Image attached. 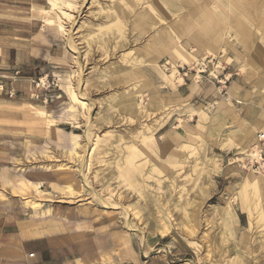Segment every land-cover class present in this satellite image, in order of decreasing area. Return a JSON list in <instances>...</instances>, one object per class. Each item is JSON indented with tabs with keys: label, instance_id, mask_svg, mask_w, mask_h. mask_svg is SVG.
<instances>
[{
	"label": "rangeland",
	"instance_id": "1",
	"mask_svg": "<svg viewBox=\"0 0 264 264\" xmlns=\"http://www.w3.org/2000/svg\"><path fill=\"white\" fill-rule=\"evenodd\" d=\"M159 1L76 0L74 9L52 7L49 0L26 5L45 26L50 58L17 93L10 90L11 98L24 100L16 110L22 121L0 137V188L7 192L22 182L27 189L21 195L29 199L108 211L143 241L166 235L163 242L181 252L173 263L264 264V223L253 205L264 206V192L241 190L244 178L258 175L240 166L236 148L225 151L222 138H207L200 127L207 121L203 114L215 115L222 106L198 101L190 107L160 76L158 70L171 75V63L151 41L166 47L185 8L169 10ZM61 8L72 17L58 19ZM157 51L158 70L150 64ZM177 69L180 78L193 81L192 68ZM136 142L142 155L133 165L140 171L125 162ZM66 184L74 192L70 201L61 194ZM161 225L169 229L165 235Z\"/></svg>",
	"mask_w": 264,
	"mask_h": 264
},
{
	"label": "crops",
	"instance_id": "2",
	"mask_svg": "<svg viewBox=\"0 0 264 264\" xmlns=\"http://www.w3.org/2000/svg\"><path fill=\"white\" fill-rule=\"evenodd\" d=\"M30 1L0 0V137L22 121L16 110L24 100L10 95L43 71L50 58L45 26L31 16L26 7ZM228 1L217 5L212 0L192 1L184 7L175 38L169 36L166 47L157 46V39L151 41L168 58L166 52L172 49L183 51L192 59L183 64L189 68H196L204 57L217 60L219 68L209 71L226 82L225 96L223 87L207 74L199 84L181 78L183 82L174 87L190 107L198 101L222 106L215 115L203 114L207 121L200 127L207 138H222L219 143L225 151L235 149L239 138L252 143L256 133L264 132V0H250L246 7ZM11 193L0 191V264H186L180 258L172 262V256L181 252L172 242H163L166 235L143 241L108 211Z\"/></svg>",
	"mask_w": 264,
	"mask_h": 264
},
{
	"label": "bare ground",
	"instance_id": "3",
	"mask_svg": "<svg viewBox=\"0 0 264 264\" xmlns=\"http://www.w3.org/2000/svg\"><path fill=\"white\" fill-rule=\"evenodd\" d=\"M113 1V0H112ZM114 1H116V0H114ZM121 0H119V2H120ZM155 1V0H154ZM193 1H197V0H193ZM213 1V3H217L218 4V2H220V1H222V0H212ZM250 0H229L228 2H229V4L230 5H237V4H239V5H243V6H247L249 3ZM252 1V0H251ZM160 3H161V5H165V7L167 8V9H169V10H176V8H180L181 6H184V7H186L187 5H189L191 2H192V0H178V2H176L175 0H160L159 1ZM158 2V3H159ZM194 3V2H193ZM49 4L52 6V7H58V6H63V7H67V8H69V9H74V7H75V5L77 4L76 3V0H49ZM113 4V3H112ZM115 4V3H114ZM216 4V5H217ZM215 5V6H216ZM130 6V5H129ZM140 6V5H139ZM210 6V5H209ZM111 8V7H110ZM131 8V7H130ZM216 8V7H215ZM220 8V7H219ZM157 9V8H156ZM113 11H114V9H113ZM112 11V12H113ZM146 11V10H145ZM60 12H61V16L59 15L58 16V19L59 18H66V19H70L71 17H72V15H71V13L70 12H68V11H66V10H64V9H60ZM121 13V12H120ZM134 13V12H133ZM213 16V15H212ZM141 17L142 16H140V19H141ZM149 17V16H148ZM164 17V16H163ZM143 18V17H142ZM145 18V17H144ZM143 18V19H144ZM108 20V19H107ZM146 20V19H145ZM144 21V20H143ZM219 21V20H218ZM109 22V21H108ZM126 22V21H125ZM146 22V21H145ZM154 23V22H153ZM178 23V22H177ZM108 24V23H107ZM116 24V23H115ZM147 25H149V24H147ZM175 25V24H174ZM178 25V24H177ZM115 26V25H114ZM172 26V25H171ZM176 26V25H175ZM219 26V25H218ZM63 27V26H62ZM157 27V26H156ZM104 28V27H103ZM180 28V27H179ZM150 29V28H149ZM176 29V28H175ZM120 31V30H119ZM221 31V30H220ZM178 33V32H177ZM218 33V32H217ZM219 34V33H218ZM95 35V34H94ZM93 35V36H94ZM156 36V35H155ZM185 36V35H184ZM189 36V35H188ZM95 37V36H94ZM158 37V36H157ZM105 38H107L106 36H105ZM163 38V37H162ZM182 38V37H181ZM104 39V38H103ZM130 39V38H129ZM164 39V38H163ZM97 40V39H96ZM160 40H161V38H160ZM101 41H103V40H101ZM237 41V40H236ZM162 42V41H161ZM165 44V43H164ZM117 47V46H116ZM173 47V45H171L170 46V49ZM102 48V47H101ZM113 48V47H112ZM224 49V48H223ZM251 52V51H250ZM111 53V52H110ZM129 53V52H128ZM168 55H169V62L171 63V75H166L165 74V72H160L158 69H159V67L157 66V63H158V61H159V56H160V54L158 53V52H155V53H153L154 55H153V57H152V60L150 61V64L152 65V66H156V69L158 70V72H159V74H160V76L165 80V81H167L172 87L173 86H176L177 84H180L181 82H183L182 80H181V78L179 77V75H178V73H179V71H178V69H177V67H180L182 64H190V62H191V57H189V56H187V55H185V53L183 52V51H181L180 49H172L171 50V52H166ZM172 53V54H171ZM131 54H132V52H131ZM177 57H176V56ZM248 55V54H247ZM124 56V55H123ZM136 57V56H135ZM218 57V56H217ZM122 58V57H121ZM124 58V57H123ZM127 59V58H126ZM175 59H178V62L181 64V65H175ZM120 60V59H119ZM125 61V60H124ZM121 63H123L122 61H120ZM141 63V62H140ZM136 65V64H135ZM219 65V64H218ZM243 65V64H242ZM117 66V65H116ZM126 66V65H125ZM134 67V66H133ZM158 67V68H157ZM120 68V67H119ZM165 68V67H164ZM113 69V68H112ZM119 70V69H118ZM166 70V69H165ZM213 70V69H212ZM127 72V71H126ZM124 73V72H123ZM109 74V73H108ZM118 74V73H117ZM121 74V73H120ZM115 75V74H114ZM116 78V77H115ZM119 79V78H118ZM196 79H198V76H196L195 78H194V80H193V85L194 84H197L198 83V81L199 80H197L196 81ZM174 81V82H173ZM122 82V81H121ZM258 82V80L256 79V83ZM259 83H260V81H259ZM122 84V83H121ZM111 86V85H110ZM255 86V85H254ZM132 87V86H131ZM163 87V86H162ZM175 88V87H174ZM137 89V88H136ZM117 90V89H116ZM127 91V90H126ZM126 91H124V93L126 92ZM73 92V91H72ZM74 93V92H73ZM148 94V93H147ZM73 96V95H72ZM140 97H142L141 95H139ZM77 97V96H76ZM76 97L75 96H73V98L74 99H76ZM137 98H138V96H137ZM152 98V97H151ZM156 99H158L157 97H156ZM77 101H79V100H77ZM153 101V100H152ZM151 102V101H150ZM115 103V102H114ZM155 103V102H154ZM157 103V102H156ZM159 103V102H158ZM102 104V103H101ZM146 104H147V102H146ZM80 105H82V107L85 105L83 102H80ZM157 105V104H156ZM138 106V105H137ZM139 107V106H138ZM250 107V106H249ZM264 109V108H263ZM258 110V109H257ZM141 111V110H140ZM143 112V111H142ZM249 112V111H248ZM256 112V111H255ZM254 112V113H255ZM258 112V111H257ZM253 113V112H252ZM119 114V113H118ZM149 115V114H148ZM257 115V114H256ZM84 116V115H83ZM147 116V115H146ZM141 117V116H140ZM257 117V116H256ZM252 118H253V116H252ZM131 119V118H130ZM254 119V118H253ZM125 120V119H124ZM137 120V119H136ZM135 120V121H136ZM132 121V120H131ZM253 121V120H252ZM154 122V121H153ZM131 124V123H130ZM141 125V124H140ZM261 125V124H260ZM143 128V127H142ZM149 128V127H148ZM127 129V128H126ZM263 130V129H262ZM125 131H127V130H125ZM124 131V132H125ZM149 131H150V128H149ZM148 133V132H147ZM129 136V135H128ZM117 137V136H116ZM185 138H187V137H185ZM148 139H150V138H148ZM183 139V138H182ZM253 140V139H252ZM143 141H146V140H143ZM141 142L140 144H145L147 147H149V145L146 143V142ZM128 142V141H127ZM185 142V141H184ZM188 142V141H187ZM250 142V139L249 138H239V139H237V140H235V144L233 143V146H235L236 147V149H237V152L238 153H244L245 151H246V149L248 148V146L251 144V142ZM249 143V144H248ZM138 143L136 142V143H132V148H131V151L129 152V154L126 156V159H125V162L127 163V164H129V166L130 167H132L133 169H135V170H138V171H140L141 170V168H139V167H136V166H134L133 165V161L135 160V159H137L138 157H140L141 155H142V151L141 150H138L137 148H136V145H137ZM86 146V145H85ZM157 146V145H156ZM178 146V145H177ZM191 146V145H190ZM195 146V145H194ZM83 150V149H82ZM84 150H85V148H84ZM153 151V150H152ZM191 151V150H190ZM194 153V152H193ZM76 154V153H75ZM190 154H191V152H190ZM187 157V156H186ZM109 159V158H108ZM187 159V158H186ZM106 160V159H105ZM188 160V159H187ZM148 161V160H147ZM184 161H186V160H184ZM190 161V160H189ZM183 162V161H182ZM137 164V163H136ZM143 164V163H142ZM141 164V165H142ZM146 164V163H145ZM89 165V164H88ZM186 165V164H185ZM181 166V165H180ZM186 166H189V165H186ZM87 168H88V166H87ZM121 169V168H120ZM156 168H153L152 169V171H154ZM204 169V168H203ZM113 171V170H112ZM193 171V170H192ZM142 174V173H141ZM126 175H128V174H126ZM128 178V184L130 185H133V181H132V178H131V176L130 175H128L127 176ZM192 177V176H191ZM116 178H118V177H116ZM174 178V177H173ZM188 178V177H187ZM117 180V179H116ZM124 182V181H123ZM158 185V184H157ZM179 187V186H178ZM253 188L252 190H254V193H262V192H264V178H263V176H261V175H258L254 180H252V181H249V178L247 177V178H244V181H243V184H242V188H241V190L243 191V192H245V191H247L249 188ZM66 188H67V191H65V192H63V191H61L62 193V198H64L65 200H68V201H70L71 199H73L74 198V192L71 190V188H70V186L69 185H67L66 184ZM127 188V187H126ZM184 188V187H183ZM26 189H27V185H26V183H22V182H20L19 184H17V185H14V186H12L11 187V189H10V191L13 193V194H18V195H21L22 193L24 194L25 192H26ZM132 189H133V187H132ZM154 189V188H153ZM156 189V188H155ZM3 190V188H0V191H2ZM184 190V189H183ZM134 191V190H133ZM140 191V190H139ZM185 192V191H184ZM12 193H11V195H12ZM136 193V192H135ZM139 193V192H138ZM163 193V192H162ZM160 195V194H159ZM13 196V195H12ZM15 196V195H14ZM161 196V195H160ZM264 196V195H263ZM255 198H257V197H255ZM109 199V198H108ZM181 199V198H180ZM239 199V198H238ZM250 200V199H249ZM256 200V199H255ZM257 200H259V199H257ZM103 201V200H102ZM231 203H233V202H235V199L233 198H231ZM29 202V201H28ZM239 202H241V204L242 205H244V202H243V200H242V198L240 197V199H239ZM252 202V201H251ZM33 203V202H32ZM135 203V202H134ZM195 203V202H194ZM194 203H193V205H194ZM104 204H107V205H110V204H108V203H105L104 202ZM137 205V204H136ZM247 205H248V203H247ZM253 205H255V210L257 209V213H256V219H258L259 218V220L262 222V223H264V206H257V204H255V203H253ZM231 206V204L229 205V207ZM249 206H250V208H251V205H250V203H249ZM253 208V209H254ZM252 209V208H251ZM94 211V210H93ZM189 211V210H188ZM198 212V211H197ZM207 213V212H206ZM84 214H85V212H84ZM98 214V213H97ZM100 214V213H99ZM227 214H228V212H227ZM250 216H252V215H250L249 214V217ZM210 217V216H209ZM84 218H85V216H84ZM87 218V217H86ZM152 218V217H151ZM111 219V218H110ZM239 219V218H238ZM85 221V220H84ZM153 221H155L154 219H153ZM254 221V220H253ZM187 222H188V220H187ZM186 222V223H187ZM255 222V221H254ZM156 223V222H155ZM189 223V222H188ZM99 224V223H98ZM190 224V223H189ZM157 226V225H156ZM254 226V223L252 222V225H251V223L247 226V231L251 228V227H253ZM168 228L166 227V226H164V225H161L159 228H158V231L162 234V235H165L167 232H168ZM256 231H258V230H256ZM236 233H237V231H236ZM236 233H235V235H236ZM260 234V233H259ZM262 234H263V232H262ZM237 236V235H236ZM262 237V236H261ZM264 237V236H263ZM237 238V237H236ZM202 239V238H201ZM238 239V238H237ZM203 242V241H202ZM217 244V243H216ZM213 245V244H212ZM218 245V244H217ZM231 245V244H230ZM229 247V246H228ZM226 249V248H225ZM223 250V249H222ZM219 253V252H218ZM222 254V253H221ZM224 254V253H223ZM245 254V253H244ZM134 255V254H133ZM206 258H208V254H206ZM220 259V258H219ZM240 261V260H239ZM228 263H229V261H228ZM239 264V263H238ZM242 264V263H241Z\"/></svg>",
	"mask_w": 264,
	"mask_h": 264
},
{
	"label": "built area",
	"instance_id": "4",
	"mask_svg": "<svg viewBox=\"0 0 264 264\" xmlns=\"http://www.w3.org/2000/svg\"><path fill=\"white\" fill-rule=\"evenodd\" d=\"M218 62L213 57H204L200 60L196 68H192L194 71L195 77L198 76L199 80H203V75L207 74V79L212 78L216 81L219 87L226 86V82L217 80V77L212 75L213 71L211 69L219 68ZM15 75H18V72H15ZM187 73H183V76H186ZM2 90V86H0ZM239 157L236 159L240 163L242 168L251 171L257 175H261L264 178V132H258L255 134L254 141L248 146L244 153H238Z\"/></svg>",
	"mask_w": 264,
	"mask_h": 264
}]
</instances>
